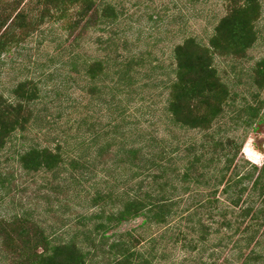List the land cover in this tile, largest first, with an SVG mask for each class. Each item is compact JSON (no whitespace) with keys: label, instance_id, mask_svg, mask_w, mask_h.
<instances>
[{"label":"rangeland","instance_id":"obj_1","mask_svg":"<svg viewBox=\"0 0 264 264\" xmlns=\"http://www.w3.org/2000/svg\"><path fill=\"white\" fill-rule=\"evenodd\" d=\"M108 2L116 8V19L102 17L99 11L89 23L83 21L69 30L66 21L48 18L27 37L20 36L21 29H17L19 41L0 54V94L13 100L14 87L25 80L40 88L32 122L25 131H16L0 152V264L25 261L20 233L24 226L30 227L32 235L44 233L52 244L79 234L81 244L82 231L93 230L97 221L93 216L91 222L83 220L99 211L90 205L96 188L107 192L121 181L123 189L144 177H134L142 169L126 162L122 147L140 149L139 155L144 156L178 142L184 146V142L201 144L211 139L205 132L173 125L166 109L168 85L175 78V47L189 37L209 46L216 25L228 12L226 2L97 0L98 5ZM260 4L254 44L239 56L214 55V66L231 94L225 114L211 131L216 140L235 137L242 142L241 156L258 166L264 165V84L259 86L256 76L258 63L264 59V0ZM28 7H34L28 15L30 21L32 14L40 12L39 5L30 0H0V14L12 13L7 24L16 12ZM29 21L21 24L27 26ZM96 60L104 61L105 69L91 79L86 68ZM249 118L251 126L245 124ZM57 145L63 147L66 157L60 167L37 172L22 167L20 154L30 147L55 149ZM82 156L90 162H85L89 168L73 169L70 162L82 161ZM177 222L162 239L164 228L138 218L109 231L108 242L127 233L128 240L138 238L136 248L151 259L150 264H200L201 260L242 264L233 240L217 245L219 234L210 236L203 254L199 248L183 246L182 237L177 240L182 228ZM213 225L217 223L213 221ZM94 236L98 242L101 235ZM152 237L158 239L153 248ZM107 256L99 249L91 251V264H107ZM138 261L140 257L135 264H142Z\"/></svg>","mask_w":264,"mask_h":264},{"label":"trees","instance_id":"obj_2","mask_svg":"<svg viewBox=\"0 0 264 264\" xmlns=\"http://www.w3.org/2000/svg\"><path fill=\"white\" fill-rule=\"evenodd\" d=\"M224 1L228 12L216 25L209 46L189 37L175 47V78L168 85L166 105L173 125L205 132L211 139L201 144L184 142V146L178 142L168 149L163 146L160 152H147L144 156L139 155L140 149L122 147L126 162L142 169V172H134V177L141 174L144 177L135 185L123 189L120 188L121 181L109 187L107 192L96 188L90 205L99 211L83 217L87 222L97 219L93 230L87 228L81 233L84 235L81 242H86L87 246L78 242L79 234L71 240L52 244L44 233L32 235L30 227L24 226L20 231L25 246L22 250L25 261L22 264H91V251L97 249L110 255L107 256V264H135L139 257V263L150 264L151 259L136 248L140 244L138 238L128 240L125 237L129 235L127 233L108 242L109 231L138 218H143L144 224L164 228L160 234L162 239L172 229V223L178 221L176 225L182 228L177 240L182 237L183 246L199 248V254L207 249L210 236L219 234L222 236L217 245L222 246L223 240H233L234 247L239 249L237 257L242 264H264V165L258 166L244 159L241 156L243 144L235 137L216 140L211 134L225 114L231 94L214 66V55L239 56L254 44L261 4L260 0ZM30 2L41 7L37 15L32 14L30 21L28 15L34 7H28L24 12L20 9L10 24L7 23L12 13L1 12L0 54L11 50L19 41L17 29H21L20 36L27 37L48 18L66 21L65 27L69 30L77 28L83 21L89 23L93 14L99 11L102 17L117 18L116 8L111 2L102 5H98L97 0ZM16 20L20 23H14ZM21 21L29 22L26 26ZM104 69V61L96 60L88 64L86 72L91 79H96ZM122 71L119 70L118 74ZM127 71L123 74L127 75ZM256 76L259 86H263L264 59L258 63ZM39 91L37 83L25 80L14 87L13 100L0 94V152L16 131H25L32 122L33 103L39 97ZM245 124L251 126L252 118L246 119ZM177 153H180L179 157H175ZM85 158L82 156V161L73 159L70 165L75 170L89 168L85 162H90ZM19 159L22 167L30 172L53 171L66 162L61 145L55 149L30 147L20 154ZM176 160L183 163L178 164ZM213 221L217 223L216 227ZM96 234L101 235L98 242ZM150 242L153 248L158 239L152 237ZM30 244L34 246L28 248ZM38 247H43L42 252L37 251ZM200 264L207 263L201 260Z\"/></svg>","mask_w":264,"mask_h":264}]
</instances>
